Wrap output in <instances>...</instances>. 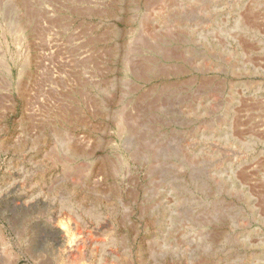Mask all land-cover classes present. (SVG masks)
I'll return each mask as SVG.
<instances>
[{
	"label": "rangeland",
	"instance_id": "rangeland-1",
	"mask_svg": "<svg viewBox=\"0 0 264 264\" xmlns=\"http://www.w3.org/2000/svg\"><path fill=\"white\" fill-rule=\"evenodd\" d=\"M0 149V264H264V0H0Z\"/></svg>",
	"mask_w": 264,
	"mask_h": 264
},
{
	"label": "water",
	"instance_id": "water-1",
	"mask_svg": "<svg viewBox=\"0 0 264 264\" xmlns=\"http://www.w3.org/2000/svg\"><path fill=\"white\" fill-rule=\"evenodd\" d=\"M141 5H142V3H141ZM24 112H25V101H24V99L22 97L17 96L16 97V105H15L13 111H12V114H11L12 115V118L14 119V118H16L18 116H22V115H24ZM17 125H18L17 122H14V127L12 128V130H10L7 133V136L8 137H10V138L13 137V134L15 132V128L17 127ZM9 151L10 150L4 151L3 149H0V164L2 162H4V159H2V155H4L5 153H7ZM141 170H142V168H141Z\"/></svg>",
	"mask_w": 264,
	"mask_h": 264
}]
</instances>
